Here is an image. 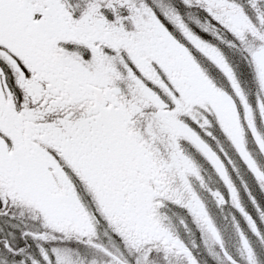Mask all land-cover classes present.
Instances as JSON below:
<instances>
[{
	"label": "snow or ice",
	"instance_id": "obj_1",
	"mask_svg": "<svg viewBox=\"0 0 264 264\" xmlns=\"http://www.w3.org/2000/svg\"><path fill=\"white\" fill-rule=\"evenodd\" d=\"M0 264H264V0H0Z\"/></svg>",
	"mask_w": 264,
	"mask_h": 264
}]
</instances>
